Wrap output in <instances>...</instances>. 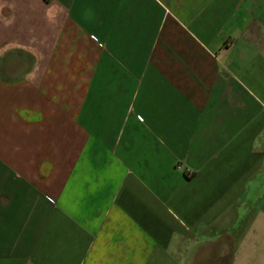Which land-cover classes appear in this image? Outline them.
Masks as SVG:
<instances>
[{
    "label": "crops",
    "instance_id": "obj_1",
    "mask_svg": "<svg viewBox=\"0 0 264 264\" xmlns=\"http://www.w3.org/2000/svg\"><path fill=\"white\" fill-rule=\"evenodd\" d=\"M0 264H264V0H0Z\"/></svg>",
    "mask_w": 264,
    "mask_h": 264
}]
</instances>
